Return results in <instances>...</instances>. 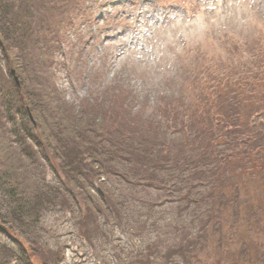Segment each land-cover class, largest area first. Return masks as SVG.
<instances>
[{"label": "trees", "instance_id": "16d2710c", "mask_svg": "<svg viewBox=\"0 0 264 264\" xmlns=\"http://www.w3.org/2000/svg\"><path fill=\"white\" fill-rule=\"evenodd\" d=\"M81 6L87 14L80 12ZM90 18L84 0H49L48 4L46 0H0V54L18 76L17 85L12 80L11 87L0 78V235L19 247L20 260L33 257L22 248L19 239L24 234L16 225L37 230L41 210L53 205H42L47 197L35 180V147L51 163L53 175L63 174L74 189L80 177L87 184L104 186L115 179L127 196L115 199L120 213L108 207L101 186L103 195L98 196L104 201L98 200L103 206L106 202V215L116 220L124 205L131 203V216L138 217V228L142 227L133 237L156 236L159 244L149 246L154 254L149 256L160 264H264V95L254 90L257 83H264V75L253 71L249 77L246 68L239 66L238 73L225 76L218 89H230L224 101L227 106L214 104L215 98L207 102L199 93L191 102L181 98L158 102L151 110L157 120L142 123L158 130L151 142L133 129L138 123L121 122L117 127L106 114L90 107L79 112L58 97L47 54L54 45L63 46L62 36L68 38L74 33L71 29L77 30ZM260 64L249 66L257 70ZM240 107L249 112L246 117L236 113ZM122 114L134 121L139 117L129 110ZM241 123L242 131H235ZM190 127L195 128L185 141L172 137L181 138L183 129ZM219 130L229 138L211 146L210 137ZM207 131L205 141L199 135ZM167 136L172 137L170 148ZM191 141L192 149H187ZM13 153L18 160L11 163ZM204 171L208 173L202 175ZM149 175H159L161 180ZM27 190L31 198H26ZM151 190L168 198L159 204L146 202L151 201L145 198ZM170 201L174 211L156 210ZM230 237L238 247L227 248V258L222 252ZM24 241L33 248L32 240ZM56 256L55 263L62 258ZM40 264L48 263L40 258Z\"/></svg>", "mask_w": 264, "mask_h": 264}, {"label": "rangeland", "instance_id": "374dc122", "mask_svg": "<svg viewBox=\"0 0 264 264\" xmlns=\"http://www.w3.org/2000/svg\"><path fill=\"white\" fill-rule=\"evenodd\" d=\"M46 1L48 4L49 0ZM84 4L89 7L91 18L82 21L77 30L71 29L74 33L68 38L62 36L63 46L54 45L47 54L52 63L48 73L58 97L79 112L90 107L106 114L105 118L114 119L117 127L121 122L138 123L133 129L142 131L148 141L154 142L158 130L142 123L157 120L151 110L158 102L175 98L191 102L199 93L207 97V102L215 98L214 104L227 106L224 101L230 89H218L225 76L238 73L239 66L246 68L249 77H253V71L264 75V0H91V3L84 0ZM80 12L88 13L84 6ZM58 20H62L61 15ZM258 62L261 68L257 70L249 66ZM11 70L14 71L0 54L3 74L2 77L0 73V78L10 87ZM14 76L18 77L15 71ZM254 90L264 95V83H257ZM20 104L23 106V102ZM249 104L261 106L255 101ZM127 110L139 114L138 120L125 117L122 113ZM236 113L245 117L249 114L242 107ZM258 121L255 120V125ZM239 127L242 123L236 130L233 126L232 129L241 132ZM194 128L183 129L181 138L172 137L185 141ZM208 135L207 131L199 137L206 141ZM172 137H166L168 148L172 146ZM221 138H229L226 131L212 135L211 146ZM192 142L187 149H192ZM33 150L38 165L35 180L47 197L42 205L47 202L53 205L41 210L37 230L27 224L16 225L22 229H18L24 234L22 239L33 241L32 248L19 239L24 251L33 257L20 260L19 247L0 235V263L40 264L41 258L48 264H160L149 256V246L156 247L159 239L153 235L147 240L133 237L142 227L138 228V217L131 216L130 202L124 205L118 220L106 215V202L103 206L100 200H104L98 196L103 195L101 187L108 195L110 209L119 212L115 199H127L115 179H108L104 186L87 184L80 177L74 183L78 190L74 189L63 174H57L59 178L53 175L51 163H46L39 148ZM11 157V163L18 160L14 153ZM207 173L204 171L202 175ZM150 177L161 180L159 175ZM150 192L145 198L151 201L144 198L146 202L159 204L167 197L162 191ZM30 193L27 190L26 198H31ZM171 204L170 201L156 210L161 207L170 213L175 210ZM224 243L229 244L223 245L226 249L222 252L228 258L227 248L234 251L238 246L231 237ZM57 254L62 258L58 257L55 263ZM211 255L216 258L213 251Z\"/></svg>", "mask_w": 264, "mask_h": 264}, {"label": "water", "instance_id": "95a60500", "mask_svg": "<svg viewBox=\"0 0 264 264\" xmlns=\"http://www.w3.org/2000/svg\"><path fill=\"white\" fill-rule=\"evenodd\" d=\"M10 74L13 76L14 72L11 71ZM13 81H14L15 84H17V79L15 77H13ZM29 117H30V120H32L30 115H29Z\"/></svg>", "mask_w": 264, "mask_h": 264}]
</instances>
